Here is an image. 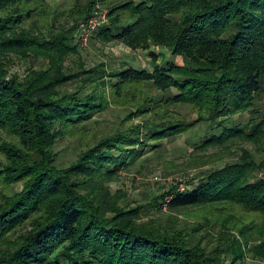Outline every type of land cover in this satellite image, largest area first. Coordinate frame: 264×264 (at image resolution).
Instances as JSON below:
<instances>
[{
  "label": "trees",
  "instance_id": "16d2710c",
  "mask_svg": "<svg viewBox=\"0 0 264 264\" xmlns=\"http://www.w3.org/2000/svg\"><path fill=\"white\" fill-rule=\"evenodd\" d=\"M94 4L106 21L92 36L146 50L148 68L67 67L77 43L53 32L48 2L0 0V264H264V109H254L264 91V0H88L76 16L88 18ZM10 54L45 64L21 77ZM182 105L197 118H183ZM109 107L125 111L118 127L89 138L87 124ZM246 112L256 117L233 120ZM200 124L194 151L218 147L210 157L222 161L238 143L237 158L146 205L111 189L134 159ZM68 137L80 149L59 166L55 146ZM148 204L173 222L145 219Z\"/></svg>",
  "mask_w": 264,
  "mask_h": 264
},
{
  "label": "rangeland",
  "instance_id": "374dc122",
  "mask_svg": "<svg viewBox=\"0 0 264 264\" xmlns=\"http://www.w3.org/2000/svg\"><path fill=\"white\" fill-rule=\"evenodd\" d=\"M46 1L51 8L49 25L52 26L51 29H53V32L65 30L68 35L73 36V42L77 43V52L70 54L66 59L67 67L76 69L80 63L84 64L86 67H92L101 62L106 63L110 68H119L125 65L149 67L151 57L146 50H133L114 41L105 43L99 38L89 34L82 43L74 38V35L79 31V27L83 26L88 18L100 16L105 7L94 4L88 18H83L81 16H76L75 11H77L78 8L84 7L88 0ZM34 22L36 21L29 20L25 23L26 27L31 32L38 29L34 26ZM38 26V30H42L47 34L46 28H48V26H44L41 22L38 23ZM153 49H155L157 53L163 51L159 47ZM167 56L174 62L183 63L180 57L171 54H167ZM7 57L10 59L8 64L10 73H16L21 77L24 76L29 69L39 68L45 64L41 57L38 58L36 56L25 58L20 55L16 56L10 54ZM254 109L255 111L264 109V91L258 96ZM176 110L181 113L183 118L189 120H195L197 118V114L186 105L178 106ZM124 115L125 111L123 109L115 107H109L96 114L87 124V134L90 135L89 138L93 135H101L114 131ZM254 116L256 117L255 113L246 112L242 115L234 116L233 120L246 123ZM138 121L139 120L136 122ZM205 128V124H200L195 130L189 133H182L171 139L163 140L162 146L158 150H149L142 156L134 159L129 167L122 171L120 177L110 183L111 189L113 191L117 189L125 191L131 205H146V203L151 201L154 195L162 192L164 188L176 186L180 191H183L186 183L200 176L201 170L212 166H218L224 162L237 158L239 154L238 147L240 146L238 143L232 146L231 153L224 154L222 161H220L221 158L210 157L219 151L220 148L218 147H211L207 151H194L191 142L196 141ZM243 146L253 151L256 155L261 154L251 143H243ZM55 149L58 152L57 164L59 166H67L76 157L80 149L79 137L62 138L57 142ZM194 157L201 158L202 162ZM147 206H149V204ZM145 211L147 212L146 214H149L144 215L145 219L158 215L163 223L170 224L173 222V215L169 213L166 207H162V209L159 210L156 206L150 204L149 208H146ZM196 212L197 211H191V214L193 215ZM179 216L182 217L181 215ZM195 219L196 218L192 216L189 221L194 222L193 220ZM209 239L210 238L205 239L204 243L209 241Z\"/></svg>",
  "mask_w": 264,
  "mask_h": 264
},
{
  "label": "built area",
  "instance_id": "2783aa9c",
  "mask_svg": "<svg viewBox=\"0 0 264 264\" xmlns=\"http://www.w3.org/2000/svg\"><path fill=\"white\" fill-rule=\"evenodd\" d=\"M103 13V14H102ZM106 21V13L103 10L101 12L100 16L97 17H90L85 21V25L79 27V31L77 34H79L78 41L82 43L86 40V37L89 35H92V32L96 29V27Z\"/></svg>",
  "mask_w": 264,
  "mask_h": 264
}]
</instances>
